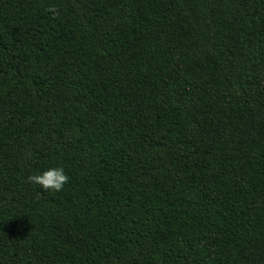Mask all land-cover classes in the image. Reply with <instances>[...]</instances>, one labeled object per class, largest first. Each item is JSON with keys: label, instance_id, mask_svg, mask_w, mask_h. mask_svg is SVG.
Returning <instances> with one entry per match:
<instances>
[{"label": "trees", "instance_id": "trees-1", "mask_svg": "<svg viewBox=\"0 0 264 264\" xmlns=\"http://www.w3.org/2000/svg\"><path fill=\"white\" fill-rule=\"evenodd\" d=\"M255 2L0 0V264H264Z\"/></svg>", "mask_w": 264, "mask_h": 264}, {"label": "clouds", "instance_id": "clouds-1", "mask_svg": "<svg viewBox=\"0 0 264 264\" xmlns=\"http://www.w3.org/2000/svg\"><path fill=\"white\" fill-rule=\"evenodd\" d=\"M27 182L39 185L45 191L59 192L69 182V177L62 167L50 168L42 174L30 175Z\"/></svg>", "mask_w": 264, "mask_h": 264}, {"label": "rangeland", "instance_id": "rangeland-1", "mask_svg": "<svg viewBox=\"0 0 264 264\" xmlns=\"http://www.w3.org/2000/svg\"><path fill=\"white\" fill-rule=\"evenodd\" d=\"M262 0H257V2H255L254 3V11L252 12V13H250V12H248L247 14H246V16L250 19V21H251V23H252V25H251V27H252V29L254 30L255 29V27L258 25V23H259V21H258V18H260L261 16H263V13H264V10H262ZM249 5H251L250 4V1H248L247 2V4H246V6L244 7V9L245 10H249ZM258 16V17H257ZM250 30V31H253V30ZM248 49V48H247ZM247 49H245V51L247 50ZM245 51H244V53H245ZM243 53V54H244ZM257 54V55H256ZM255 55H256V57H258L259 55L261 56L262 54L260 53V50L257 48V47H255ZM243 57V56H242ZM244 65V63L242 64V66ZM260 68L261 69H263V65H264V63L261 61L260 62ZM241 74H243V73H241ZM228 97H229V99L232 101V96H231V94H229L228 95ZM234 176V175H233ZM138 190H139V192H141V193H153V188H152V186H151V183H150V181L149 180H146V179H142V178H140L139 179V182H138ZM137 189V188H136ZM134 190V189H133ZM200 221H202V219H200Z\"/></svg>", "mask_w": 264, "mask_h": 264}]
</instances>
